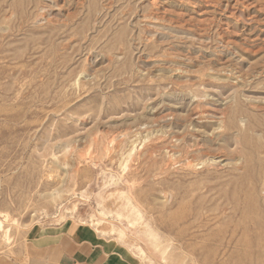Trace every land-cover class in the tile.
Instances as JSON below:
<instances>
[{
    "label": "rangeland",
    "instance_id": "rangeland-1",
    "mask_svg": "<svg viewBox=\"0 0 264 264\" xmlns=\"http://www.w3.org/2000/svg\"><path fill=\"white\" fill-rule=\"evenodd\" d=\"M263 222L264 0H0V264H264Z\"/></svg>",
    "mask_w": 264,
    "mask_h": 264
},
{
    "label": "crops",
    "instance_id": "crops-1",
    "mask_svg": "<svg viewBox=\"0 0 264 264\" xmlns=\"http://www.w3.org/2000/svg\"><path fill=\"white\" fill-rule=\"evenodd\" d=\"M81 233H47L29 248L32 264H131L111 238Z\"/></svg>",
    "mask_w": 264,
    "mask_h": 264
},
{
    "label": "bare ground",
    "instance_id": "bare-ground-1",
    "mask_svg": "<svg viewBox=\"0 0 264 264\" xmlns=\"http://www.w3.org/2000/svg\"><path fill=\"white\" fill-rule=\"evenodd\" d=\"M249 168H250V167H249ZM252 169H255V168L252 167ZM255 170H256V169H255ZM255 170H254V171H255ZM233 197H235V196H233ZM233 197H232V198H233ZM233 200H234V199H233ZM263 223H264V222H263ZM261 225H262V224H261Z\"/></svg>",
    "mask_w": 264,
    "mask_h": 264
}]
</instances>
